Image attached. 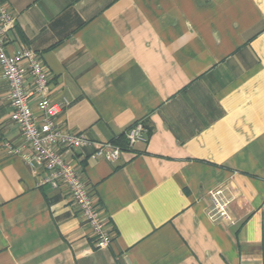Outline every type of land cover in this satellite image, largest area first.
I'll use <instances>...</instances> for the list:
<instances>
[{
	"label": "crops",
	"instance_id": "1",
	"mask_svg": "<svg viewBox=\"0 0 264 264\" xmlns=\"http://www.w3.org/2000/svg\"><path fill=\"white\" fill-rule=\"evenodd\" d=\"M69 101L55 121L94 141L145 142L118 160L66 156L112 238L96 248L67 188L41 182L0 72V264H264V0H0ZM33 109L36 110L33 105ZM230 201L211 220L209 192Z\"/></svg>",
	"mask_w": 264,
	"mask_h": 264
},
{
	"label": "built area",
	"instance_id": "2",
	"mask_svg": "<svg viewBox=\"0 0 264 264\" xmlns=\"http://www.w3.org/2000/svg\"><path fill=\"white\" fill-rule=\"evenodd\" d=\"M14 26V16L0 5V72L7 82L12 107L10 118L18 126L23 140L21 146L5 142L4 147L8 153L21 157L34 171H45L41 182L52 187L63 184L83 221L90 227L94 246L106 247L112 236L86 183L66 156L88 146L92 148L90 157L116 161L123 148L111 141L91 140L83 133L71 132L57 125L55 117L69 101L66 98L51 100L48 71L34 50L21 47L12 53L7 52L6 34ZM148 133L149 129L142 120L135 122L124 131L125 147L145 142ZM209 198L208 217L211 220L224 218L234 224L229 212L230 201L222 189L209 192Z\"/></svg>",
	"mask_w": 264,
	"mask_h": 264
},
{
	"label": "trees",
	"instance_id": "3",
	"mask_svg": "<svg viewBox=\"0 0 264 264\" xmlns=\"http://www.w3.org/2000/svg\"><path fill=\"white\" fill-rule=\"evenodd\" d=\"M149 129V128H148ZM111 142L112 143H114V144H117V145H119L120 147H122V148H125V146H126V141H125V138H124V141H123V143H120V141L118 140V139H115V140H111Z\"/></svg>",
	"mask_w": 264,
	"mask_h": 264
}]
</instances>
